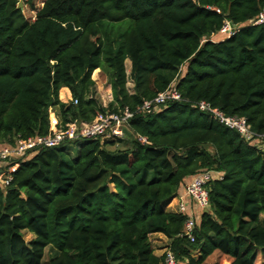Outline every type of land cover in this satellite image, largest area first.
Here are the masks:
<instances>
[{"label": "trees", "instance_id": "16d2710c", "mask_svg": "<svg viewBox=\"0 0 264 264\" xmlns=\"http://www.w3.org/2000/svg\"><path fill=\"white\" fill-rule=\"evenodd\" d=\"M263 8L264 0H44L31 20L18 0H0V146L98 112L132 113L122 138L78 139L75 154L77 140L64 142L20 160L0 186V264H164L153 233L183 264L215 252L217 264H253L264 252V23H252ZM226 22L230 34L220 32ZM96 71L111 86L104 103ZM170 85L180 100L139 110ZM200 101L244 118L251 136L198 110ZM202 170L223 175L206 185L190 242L180 236L185 216L167 206Z\"/></svg>", "mask_w": 264, "mask_h": 264}, {"label": "built area", "instance_id": "2783aa9c", "mask_svg": "<svg viewBox=\"0 0 264 264\" xmlns=\"http://www.w3.org/2000/svg\"><path fill=\"white\" fill-rule=\"evenodd\" d=\"M35 19V13L31 15V20ZM253 24L264 23V8L259 12L252 22ZM220 32L232 33V26L226 22ZM181 96L170 85L164 91L159 92L152 100H146L140 107L141 112H153L159 110L169 101L180 100ZM75 102V101H74ZM200 111L212 113L220 123L236 130L242 136L250 137V127L244 118L237 116H226L216 108H212L206 101H200L196 104ZM132 113L123 108L116 112L106 111L98 112L95 117L86 124L72 122L66 125L64 130L53 131L43 136H34L27 139L18 138L12 146H0V186H5L11 180L12 173L18 168L19 162L29 152H37L41 148H50L59 146L62 143L71 142L78 139L101 138L111 140L122 138L125 130L128 131V120ZM145 141L144 138H138ZM223 173L214 170H202L186 180L181 191L175 196V211L184 215L180 236H185L190 242H194L197 219L200 210L208 206L207 183L215 178L221 179ZM164 264H183L178 260L175 254L166 248L164 251Z\"/></svg>", "mask_w": 264, "mask_h": 264}, {"label": "crops", "instance_id": "0c3cea01", "mask_svg": "<svg viewBox=\"0 0 264 264\" xmlns=\"http://www.w3.org/2000/svg\"><path fill=\"white\" fill-rule=\"evenodd\" d=\"M217 36H218V34H215V35L211 36V39L215 40L214 37H217ZM218 38H219L218 40H221V39L224 38V36H219ZM129 67H130V63H129ZM131 86H132V84L130 83V88H131ZM106 88H107L106 91H105L106 93H104L105 95L100 94V98H101L102 103L107 102V101L112 99L111 86H110L109 83L107 84ZM59 97H60L61 101H63V102L69 101L70 98H71V94H70L69 89L66 88V87H62L59 90ZM175 203H176V198L174 197L173 199H171L170 203L168 204L167 209L170 210V211H175V209H176L175 208ZM150 240H151L152 246L154 248V253L157 256L163 255L165 249L168 247V245L170 243V239H168L162 233H153V234H151L150 235ZM258 254L262 256V255H264V252H261L259 250L256 251L255 256L253 258V264L255 263V260H256V257L258 256ZM191 255L195 259H197V258H199L201 256V253H200L199 250H196V251L192 252ZM214 255H217V253L215 252L212 255H210L207 258L205 264H208L209 263V259L212 256H214Z\"/></svg>", "mask_w": 264, "mask_h": 264}, {"label": "rangeland", "instance_id": "374dc122", "mask_svg": "<svg viewBox=\"0 0 264 264\" xmlns=\"http://www.w3.org/2000/svg\"><path fill=\"white\" fill-rule=\"evenodd\" d=\"M19 2L21 3V8L23 9L25 16L29 17V16L33 15V13L35 12L34 9H38L43 5L44 0H18V3ZM126 67H127V70L129 71L130 67H129L128 61L126 62ZM93 79L96 81L97 97L99 98V100H101L100 94L105 95L104 93H106L105 91L107 89L106 87H107L108 82H107L105 76L103 74H101L99 71H96L93 74ZM128 87L130 88V82L128 83ZM52 112L53 111L50 112V115L51 116L54 115L53 118L55 119L56 113L53 114ZM53 118H52V121L54 122ZM79 143H81V140H77L69 146L71 154L72 153L75 154L77 146ZM30 237H31V235L29 233H27V232L24 233V238L26 240H28ZM217 262H218V256L214 255L209 259L208 264H217ZM254 264H264V255L261 256L258 254Z\"/></svg>", "mask_w": 264, "mask_h": 264}, {"label": "water", "instance_id": "95a60500", "mask_svg": "<svg viewBox=\"0 0 264 264\" xmlns=\"http://www.w3.org/2000/svg\"><path fill=\"white\" fill-rule=\"evenodd\" d=\"M18 7H21V3L20 2L18 3ZM124 132H125V134H129V132L127 130H125ZM178 154L181 155L182 152H178Z\"/></svg>", "mask_w": 264, "mask_h": 264}]
</instances>
